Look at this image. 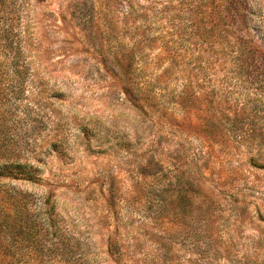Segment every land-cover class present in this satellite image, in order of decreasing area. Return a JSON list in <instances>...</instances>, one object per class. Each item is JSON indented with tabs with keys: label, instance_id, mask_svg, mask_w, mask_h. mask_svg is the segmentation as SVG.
<instances>
[{
	"label": "rangeland",
	"instance_id": "rangeland-1",
	"mask_svg": "<svg viewBox=\"0 0 264 264\" xmlns=\"http://www.w3.org/2000/svg\"><path fill=\"white\" fill-rule=\"evenodd\" d=\"M0 163V264H264V0H0Z\"/></svg>",
	"mask_w": 264,
	"mask_h": 264
},
{
	"label": "trees",
	"instance_id": "trees-1",
	"mask_svg": "<svg viewBox=\"0 0 264 264\" xmlns=\"http://www.w3.org/2000/svg\"><path fill=\"white\" fill-rule=\"evenodd\" d=\"M134 94L135 95L132 97V100L134 101L135 106L140 110H143L144 105L141 103L143 94L140 90L137 93L134 92ZM1 178L27 179L32 181L39 179L35 173L17 169L12 166L1 165L0 163V179Z\"/></svg>",
	"mask_w": 264,
	"mask_h": 264
}]
</instances>
